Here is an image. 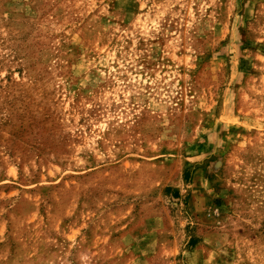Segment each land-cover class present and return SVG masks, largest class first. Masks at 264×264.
Returning a JSON list of instances; mask_svg holds the SVG:
<instances>
[{"label":"rangeland","instance_id":"rangeland-1","mask_svg":"<svg viewBox=\"0 0 264 264\" xmlns=\"http://www.w3.org/2000/svg\"><path fill=\"white\" fill-rule=\"evenodd\" d=\"M0 264H264V0H0Z\"/></svg>","mask_w":264,"mask_h":264}]
</instances>
